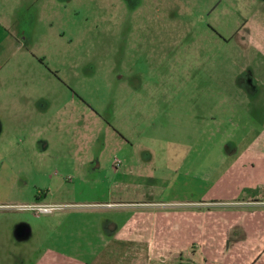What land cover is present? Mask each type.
Listing matches in <instances>:
<instances>
[{"label":"rangeland","instance_id":"374dc122","mask_svg":"<svg viewBox=\"0 0 264 264\" xmlns=\"http://www.w3.org/2000/svg\"><path fill=\"white\" fill-rule=\"evenodd\" d=\"M0 8L15 15L20 44L2 45L0 264H192L178 242L139 229L152 218H135L128 240L120 231L135 214L158 212L133 203L201 197L189 161L217 154L240 119L264 115L226 99L239 86L261 89L264 0H3ZM163 173V194L151 193L147 177ZM40 193L50 213L22 209Z\"/></svg>","mask_w":264,"mask_h":264},{"label":"crops","instance_id":"0c3cea01","mask_svg":"<svg viewBox=\"0 0 264 264\" xmlns=\"http://www.w3.org/2000/svg\"><path fill=\"white\" fill-rule=\"evenodd\" d=\"M29 25L31 23L26 27ZM17 34L15 15L1 12L0 8V80L7 60L2 45L5 43L8 52L19 50ZM259 82L261 89L239 86L238 91L226 99L242 105L245 113L264 110V79ZM1 94L0 91V101ZM247 116L246 120L237 121L239 125L233 138L226 136L219 141L216 148L220 146L221 150L217 154L209 151L201 161H189L188 172L191 179L202 187L201 197L163 202L158 196L157 201L151 199L131 204L157 207L158 212L150 210L132 216L120 231H128L122 239L132 238L133 232L129 229H132L135 218L146 216V220L152 218V225L142 224L139 229L144 228L147 233V229L155 227L160 244L178 242L177 251L180 254L185 252L192 264H264V115L254 114L250 125ZM0 127L2 129L1 120ZM229 145L232 149L224 151ZM158 163L163 167L167 163L165 156ZM159 176L158 179L153 176L147 179L154 182L150 192L156 188L161 195L167 175ZM184 207L186 211L177 210ZM112 230H116L115 226ZM120 232L115 233L112 241ZM143 233L139 236L145 239L147 234Z\"/></svg>","mask_w":264,"mask_h":264},{"label":"flooded vegetation","instance_id":"af4514ba","mask_svg":"<svg viewBox=\"0 0 264 264\" xmlns=\"http://www.w3.org/2000/svg\"><path fill=\"white\" fill-rule=\"evenodd\" d=\"M47 146H48V145L45 144V143H41V142H40V143H37V147H38L39 150H41V151L45 150ZM44 196H45V195H44L43 193H40L39 195L36 196V203H35V204L27 205L26 207H24V208H22V209L32 211V210L29 209V207H30V206H34V205H42V204L44 203V199H45ZM44 205H46V204H44ZM34 214L38 216V215L41 214V213L37 214V213L34 212ZM43 214H47V213H43Z\"/></svg>","mask_w":264,"mask_h":264},{"label":"built area","instance_id":"2783aa9c","mask_svg":"<svg viewBox=\"0 0 264 264\" xmlns=\"http://www.w3.org/2000/svg\"><path fill=\"white\" fill-rule=\"evenodd\" d=\"M117 160L115 161L116 164ZM55 207L53 205H34L30 206L29 209L33 212L39 214V213H50Z\"/></svg>","mask_w":264,"mask_h":264}]
</instances>
